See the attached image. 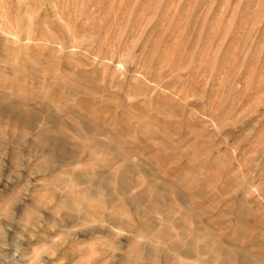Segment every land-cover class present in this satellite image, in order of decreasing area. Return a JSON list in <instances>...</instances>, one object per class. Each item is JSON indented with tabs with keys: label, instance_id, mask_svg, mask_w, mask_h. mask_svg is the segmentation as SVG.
Wrapping results in <instances>:
<instances>
[{
	"label": "rangeland",
	"instance_id": "1",
	"mask_svg": "<svg viewBox=\"0 0 264 264\" xmlns=\"http://www.w3.org/2000/svg\"><path fill=\"white\" fill-rule=\"evenodd\" d=\"M0 264H264V0H0Z\"/></svg>",
	"mask_w": 264,
	"mask_h": 264
},
{
	"label": "bare ground",
	"instance_id": "2",
	"mask_svg": "<svg viewBox=\"0 0 264 264\" xmlns=\"http://www.w3.org/2000/svg\"><path fill=\"white\" fill-rule=\"evenodd\" d=\"M18 114L20 115V113H18ZM19 115H18V116H19ZM18 116H17V117H18ZM20 116H21V115H20ZM22 116H23V115H22ZM122 186H123V183H122ZM125 186H126V185H125ZM120 190H121V189H120ZM137 200H138V198H137ZM224 256L227 257V256H229V255L225 252V253H224Z\"/></svg>",
	"mask_w": 264,
	"mask_h": 264
},
{
	"label": "crops",
	"instance_id": "3",
	"mask_svg": "<svg viewBox=\"0 0 264 264\" xmlns=\"http://www.w3.org/2000/svg\"><path fill=\"white\" fill-rule=\"evenodd\" d=\"M156 198H157V197H156ZM156 202H157V203H159V202H158V199H157V201H156Z\"/></svg>",
	"mask_w": 264,
	"mask_h": 264
}]
</instances>
